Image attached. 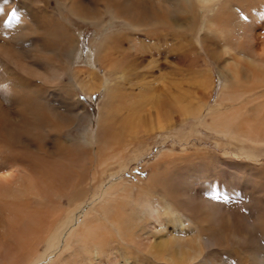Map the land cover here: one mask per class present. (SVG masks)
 <instances>
[{
    "label": "bare ground",
    "instance_id": "6f19581e",
    "mask_svg": "<svg viewBox=\"0 0 264 264\" xmlns=\"http://www.w3.org/2000/svg\"><path fill=\"white\" fill-rule=\"evenodd\" d=\"M27 1L0 0V264H56L81 236L86 243L97 237L96 225L85 219L87 203L102 191L96 209L106 214V199L113 192L109 188L115 184L100 190V181L91 189L89 183L98 181V172L92 173L91 179L85 167L96 157L100 163L90 167L98 165L103 175L113 165L116 170L110 175L126 169L128 162L120 157L121 151L112 150L121 136L130 137L133 143L139 138V131L149 128L148 118L157 117L153 127L161 129L182 116L183 106L177 99L183 89L184 79L181 81L180 75L187 69L200 77L196 57L202 43L234 83L232 91L239 95L231 98L228 94V100L247 96V103H257L207 112L203 118L194 106L186 111L190 104L185 114L225 135L230 143L245 138L264 153V18L260 22L243 21L233 7L243 0H56L67 4L77 24L90 22L97 27L107 19L121 23L117 25L121 29L111 30L99 41L97 49L91 46L84 63L77 66L71 63L79 50L74 26L63 22L66 18L62 14L55 18L48 0ZM103 9L111 13L107 19ZM201 26L208 32L198 41ZM112 29L117 28L113 25ZM146 42L160 45L164 50L158 54L164 55L166 61L173 60L172 65L163 64L158 76H154L153 67L145 65V52H138ZM149 53L155 54L154 50ZM154 60L153 63L159 62ZM93 64L104 74L100 75ZM151 78L161 80L163 85L154 87ZM246 84V91L240 94V88ZM173 90L178 92L177 97ZM98 91L107 98L101 106L96 148L85 134L75 136L73 130L79 132L88 114L85 104L78 100L79 92ZM235 118L239 121L232 122ZM222 129L227 133L219 131ZM83 130L87 131L86 126ZM83 144L89 148L82 150ZM186 150H182L183 154L162 151L159 159L167 160L170 156L173 158L169 161L176 164L173 167L183 165V161L187 166H181L179 173L170 176L173 173L161 172L165 161L150 164V176L140 193L145 199L171 197L179 201L184 213L203 229L207 246L192 242L187 235L179 239L163 235L156 239L144 235L130 238L119 226L117 215L113 222L118 237L157 258L167 255L175 264L197 263L212 244L239 245L254 252L258 264H264V246L259 241L264 236L262 183L256 185L259 196L252 195L245 213L235 203L232 191L240 178L239 164L222 163L220 190L215 193L211 180L201 178L202 163L194 164V155ZM139 155L135 154L133 159ZM193 159L198 158L195 155ZM252 180H246L245 187ZM62 199L67 200L66 209ZM147 205L142 208L160 226L170 222L182 229L186 224L178 218L169 219L168 214L173 213L170 208L162 212L166 217L162 219L154 203ZM128 217L124 215V221L131 222ZM204 237L198 236L200 240ZM211 257L220 264L224 262L213 253Z\"/></svg>",
    "mask_w": 264,
    "mask_h": 264
},
{
    "label": "rangeland",
    "instance_id": "374dc122",
    "mask_svg": "<svg viewBox=\"0 0 264 264\" xmlns=\"http://www.w3.org/2000/svg\"><path fill=\"white\" fill-rule=\"evenodd\" d=\"M28 1L32 2L30 0ZM86 1L91 3V0ZM48 2L51 4L55 18L58 17V14H62L64 18H66L62 21L69 22L71 26H74V33L79 39L80 50L77 52L78 56L76 55V59L71 61L74 66L82 65L87 58V54L91 49V46L95 48L98 47L99 41L103 40L111 30L114 32L121 29L120 26H117L121 24L120 22H110L107 19L111 13H107L105 9H103L102 13L105 15L107 21L104 20L105 23L103 26L96 27V25L94 26L90 22L89 24H77V20L71 16L67 4L58 3L56 0H48ZM233 7L240 13V16L245 22L251 21L253 23L254 20L260 22L264 18V0H250L249 2L243 0V2H235ZM200 8H205V6H201ZM39 14L43 17L42 13ZM113 25H115V28L117 29L113 30ZM127 31L131 32L132 30L127 29ZM207 32L208 31L201 26L198 34V41H200V38L203 39ZM139 35L142 36V34ZM152 43L153 42H146V45H140L138 52H145H143L147 57L145 65L153 67L154 76H158L160 69L164 66L172 65L173 60L169 59L166 61L163 59L164 55H159L158 52L164 50V48L160 47V45H153ZM198 48V53L200 55L196 58L198 59V69L201 71L199 75L200 77L198 78L193 72H189L186 69L180 75V80L181 78L184 79L183 89L180 92L181 95L177 97L178 92L173 90V92H175L174 96L177 97L178 101L183 106L181 109L184 111L182 116L178 115L176 120L170 122L161 129L159 126L157 127V125L153 127L157 117L153 116L148 118L149 128L143 129L142 132L139 131V138L137 141L134 139L135 142L133 143H130V137L126 138L124 135L121 136L112 150L116 148V152L121 151L120 157L128 162V166L124 170H119L110 175V172L116 168V165H113L114 167L110 166V170L103 175L102 170L98 165L97 167L96 165L90 167L92 166V163H100L96 157H93L94 159L90 163L88 162L89 165L85 167V169H87L85 172L90 173L89 177L92 179V173L98 172V181H91L89 183L91 189L93 186L99 184L100 181H103V188L101 189L102 184H100V190L107 189L115 184L114 188H109V190L111 189L113 192L112 195L109 197L107 196L108 199H106V208L108 207L107 211H109L106 212V214L102 210L99 212L97 211L96 203L101 199L102 193L100 190L97 191V193H100L95 197V200L92 199L89 203H87V205L89 204L86 209V212L88 213L85 215V219H87V221L96 225L97 237L95 235L94 239H88V243H86L85 238L81 236L80 240L75 241L69 250H67L64 258L58 260L56 264H175L167 258V255L165 258H157L153 255H149L147 251L140 249L139 246L134 243L129 245V243L126 244L125 242H122L116 233L115 223L113 222V218L117 215L120 220L119 226L124 228L125 234L130 238H133L136 235H144L147 236V239H156L163 235V237L179 239L187 235L189 237L188 239H191L192 242H198L199 245L207 246L206 243H208V240L204 237L205 233H203V229H199L200 227L198 224L192 220L190 216L184 213L183 206L179 201L175 202L171 197H156L153 199H145V196L143 198L141 197L142 187L145 186V180L151 173L150 168L148 167L150 164L154 165L156 163H161V161H165L162 165L163 168L161 167V172L166 174L168 173V175L173 173L170 176L179 173L181 171V166H187H184L186 161H183L180 162L183 165L180 166L178 164L177 167H173V165L176 164H174L173 161H169V159L171 160L173 158H170V156L167 160L158 158L161 153L168 150H172L173 153L183 154L182 150L185 148L188 149L186 152L190 155H196L198 159H193L194 156H192L191 161H193L194 164L202 163L201 165L204 171L201 178L203 180H211L214 188L213 192L215 193H219L220 190L219 183H221L220 178L222 163L227 161L233 164H239L240 178L232 187V191L233 194L236 195L234 196L235 203L242 206L245 213H248L249 209L246 206L247 202L250 201L253 194L255 197L259 196L257 195L259 194V190L256 188V185H261L262 183L264 186V153L259 151L258 147H255L254 144H251L245 138L237 139V143L235 144L230 143V141L226 140L225 135L217 133L214 129L209 130L206 125L196 120L193 115L185 114V108L192 104L186 111L191 110L194 106L199 113L201 112L200 114L203 118L207 112L216 113L226 108L230 109L241 106L243 103L247 106H256L257 102L252 104L247 103V96H241V98L233 100V102L228 100V94L231 98L232 96L239 95L232 91L234 83L231 81L228 72L222 68L219 63H216L214 59H212V56L207 53V49L204 48L203 43L200 47L198 46ZM150 50H154L155 54L151 55V53H149ZM154 59H158L159 62L153 63V61H155ZM93 65L100 72V75L104 74V70H100L97 64ZM149 81H151L150 83L153 84L154 87L163 85V82L159 79L151 78ZM246 89L247 84L245 87L240 88V94L244 93ZM138 91L139 88L136 89V92ZM56 93L59 95V92ZM223 93L225 94L223 95ZM82 96H86L87 100H85ZM104 96L105 94H103L102 91H98L94 94H85L81 92L78 94V100L85 104L88 114L87 118L83 121V126H80V129L78 130L79 132L73 130V135L80 136V134H85V138L88 139L87 141H91L96 148L98 147L96 140L99 131L98 121L100 118L101 106L107 98ZM96 97H99V99H96ZM240 101L242 103H240ZM184 102H187V104L185 105ZM154 111L156 110L154 109ZM242 116L245 117L243 112ZM182 119H184V122H182ZM234 121L238 122L239 120L235 118L232 122ZM84 126H86L87 131L83 130ZM229 127H231V124ZM117 131L120 133L122 132L120 129ZM219 131L227 133L226 129ZM130 136H133V134L131 133ZM133 138H135V136ZM85 144H83V147L81 148L82 150L89 148V146ZM139 153L141 156L139 155L137 159H133L134 155ZM173 153L170 155L172 156ZM187 160H190V158ZM167 162L169 163L167 164ZM170 166L171 168H169ZM73 169L78 171L76 167ZM249 178L253 179L252 184L249 187H245L244 182H246ZM196 188H198L197 184ZM222 194L226 197L224 192H222ZM260 197L264 201V194L260 195ZM231 199H233V197H231ZM146 202L151 204L154 203L159 208V211H161L160 218H166L163 216L162 212L167 207L173 212L168 214L169 219L173 220V218H178L183 220L186 224L181 229L179 225L167 222V219L166 222L168 224H162V226H160L157 219L148 214L145 207L142 208L145 204L147 205ZM66 203L67 200L62 199V205L65 209L68 207ZM124 215L125 217L129 215L128 218H132L131 222L124 221ZM198 236L204 237V240H200ZM225 238L227 239V237ZM259 241L260 244L264 246V236L259 238ZM207 250L208 251L204 253V256L199 259L197 263L192 262L184 264H220L216 262L214 258L212 259L211 253L219 256L220 259L227 264H245L246 261L250 264L253 263V261L255 264H258L255 261V253L250 250H245L239 245L222 246V244H212V246L207 248ZM224 262L222 263L225 264Z\"/></svg>",
    "mask_w": 264,
    "mask_h": 264
},
{
    "label": "snow or ice",
    "instance_id": "6c2138e0",
    "mask_svg": "<svg viewBox=\"0 0 264 264\" xmlns=\"http://www.w3.org/2000/svg\"><path fill=\"white\" fill-rule=\"evenodd\" d=\"M85 100H87V97L86 96H82ZM96 99H99V97H96Z\"/></svg>",
    "mask_w": 264,
    "mask_h": 264
}]
</instances>
